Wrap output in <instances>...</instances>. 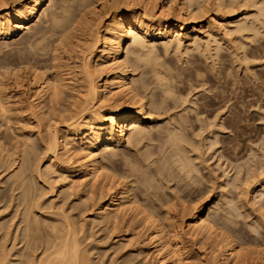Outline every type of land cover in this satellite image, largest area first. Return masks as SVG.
Returning <instances> with one entry per match:
<instances>
[{
	"label": "bare ground",
	"instance_id": "obj_1",
	"mask_svg": "<svg viewBox=\"0 0 264 264\" xmlns=\"http://www.w3.org/2000/svg\"><path fill=\"white\" fill-rule=\"evenodd\" d=\"M205 1L207 0H183L182 6L173 8L165 3L158 6L156 0H0V39L7 40L26 30L25 35H23L19 43L23 46L22 48L17 49L15 57L20 61L30 62L35 65H38L45 60H51L52 68L56 70L53 79L46 77L42 82H38V74L33 73L30 80V96L34 102V114L37 116L38 123L44 127V132L46 134L42 138V141L45 144V151L48 154L49 159L48 164L45 166V170H40L38 167L39 165H34L35 161L31 157V154L34 152V143L29 139L23 141L21 159L19 160L18 165L9 172L7 182H5V184H8V189L2 190L0 188V200L9 198V205L14 211V217L6 223L1 221L0 218V231L2 229L4 230V232L0 234V264H95L94 261H92L89 250L81 247L82 245L78 238L80 230L77 228L75 222H71V220L66 217V219L64 218V223L62 220L56 223L47 217L42 218L39 215L37 210H41L42 207L35 200L36 197L34 192L36 191V177L49 184L47 192L54 196L66 193L68 190L75 188V185L77 184L83 186L91 185L92 188H94L96 184L99 183L101 189H103L102 192H105V195L100 196V198L93 202L90 207L92 210H95L94 220L102 223L101 225L104 224L106 226L109 224V228H112L110 227V225H112L113 228H115V230L113 229L114 232H116V227L121 225L120 223L122 220H119L120 217H123L121 215L129 214L128 216H131L132 214L130 213H132L133 210H136L138 208L137 206H139L136 203L137 199H135L138 198L136 195L137 192L135 194L133 193L134 188L132 185H134L135 182L132 181V185L130 183L132 175L134 179L137 177L134 181L138 180L136 182L138 185L142 183L139 186L135 185L136 190L138 189L137 187H140V189L143 190V187L141 186L146 185L148 187H146L145 191L149 188L152 192V188L150 189V177L152 178L154 177L152 175H159L162 174V172L164 173L165 169L168 170L170 168V166L168 168L166 162H171L173 166L176 167L178 174H176V171L173 174L172 171H174V169L172 168L168 177L172 173V178L178 176L175 181H177V179L178 182L179 179L188 180L187 188L194 184V173L199 172L198 167L201 163H199V165L197 164L200 156L196 159L198 162L195 161L198 167L193 161L195 158L190 157V155L196 154L195 152H199L198 149H196L197 151L195 150V152H190L194 147H192V149L190 146L188 147L189 142H191L190 139L192 140L193 137L187 139V135L190 133L187 132V128L190 123H188V118H185V115L189 113L185 112L190 108L188 107L187 109L186 107H183L182 111L186 110L184 113L182 112L185 114L184 117L177 119L176 125L173 124L172 128H170L172 124H168L170 127H165L167 132L164 130L166 134L161 135L162 131L160 133L158 132L159 129L162 130V128H164V125L160 124L161 128H158V126V129L154 127L155 129H152V132H156L157 130V133H159L160 136H153L152 134L155 132H151L150 125H147L146 121L151 115V108H149V106L151 107L153 104H159L158 96L160 93L154 92V90L156 91L155 87H152L153 91L148 89L150 84L153 85L154 83L153 80L152 82L151 79L148 78V75H151V77L157 81L158 88H161L162 93L166 94V97L169 96L168 94L171 91V97L175 94L180 96L179 98L174 96V99L175 97L177 98L175 100L176 103L171 104V106H174L173 108H175V104L177 106V101L179 99L180 102V98L183 94L182 92L177 93L179 86H177V92L173 90L175 89L176 83H179V80L181 79V83L179 84L185 85V82L187 81L194 82V77L201 79V77L199 78L201 69L196 63L197 56L194 55V52L207 55L213 49L211 48V43H213L214 50L217 51L215 56L217 57L218 55L216 59L214 55L208 54L211 56L210 63L213 64L212 61L215 63V61L220 58L219 54L221 53H219L218 50H222V48H220L222 45L221 41L226 37L235 34V38L240 39L241 47H245V45H247L246 42L243 41L245 33H249L250 35V33L253 32L254 37L264 34V32L261 31V28H264V0H214V6L218 10L229 9L227 12H224L223 16L231 14L237 19L234 22V27H231L230 22L227 19L214 18L215 20L212 21L210 19L211 21L207 23L206 26L202 25L199 28L193 26L191 29L190 25L192 23L194 24L197 18L207 12L208 6L205 4ZM248 3L251 4V7L255 6L256 11L243 12L235 9L237 6L246 5ZM156 40L163 41L166 53L170 50L174 51L175 54H178V52L182 53L183 51L181 52V47L186 44L182 55L185 54L192 57L191 59L186 57L187 60L189 59L188 62H186V67L181 68L176 66L177 64L172 66L174 63L171 61L173 60H169V62H158L160 58L159 55H162H158L157 53L159 52L155 51L156 47L154 42ZM203 46H205L204 50L201 49ZM190 53L191 56L189 55ZM253 53L252 56L255 55V53L254 55ZM206 55H204V57H206ZM212 56L215 57V60L212 59ZM182 59H180V61H182ZM225 60L227 59L225 58ZM206 61L209 62L208 58ZM218 62L215 65H217ZM10 63V59L5 58L3 62H0V68ZM182 65H185V63ZM222 65L224 64L222 63ZM222 68H220V70ZM210 69L212 68L210 67ZM220 70H218L219 72H217V74H220ZM136 71L139 72L136 74ZM212 71L214 70L212 69ZM224 72L227 73L228 71L225 70ZM0 73L2 75L4 74L3 72ZM204 73L205 71L202 75ZM208 73L210 72L205 74ZM212 73L214 74L216 72ZM226 73H224V76L230 74ZM138 74L141 76H138ZM218 78H221V74ZM177 79L178 82L175 81V85H173L174 83L172 81ZM202 80L203 79H201V82ZM221 80L223 81V79ZM196 82L199 83L200 81L197 80ZM202 83L201 85L204 86V83ZM69 84L72 88L71 90L73 93L71 94V97L74 98V101L70 102L69 105L55 107L54 104L58 105V103H61L60 100L63 89ZM192 87H189L190 91H192ZM173 91L175 92L174 95H172L174 93ZM48 97L51 102L54 103L51 105V109L53 110L51 112L45 111L43 109L44 107H42V104ZM163 98H160V100H162L161 103L165 102V98ZM168 98L171 99L170 97ZM166 100L168 101V99ZM212 101L214 102V98ZM212 101H208L207 105L211 106ZM203 102L205 101L203 100ZM22 103H25L24 97ZM190 103H192V100ZM4 104L0 100L2 111L5 114L7 109ZM162 106L163 104L161 105V109H159L160 106L158 105L156 111H158V109L162 110ZM167 106L168 105H166V107ZM22 107L24 109L27 108L25 104H23ZM167 108H169V106ZM167 108L164 107V110L168 113L170 108L168 111ZM163 113L164 111L162 114ZM192 113L193 112H191V114ZM180 115H178V117H180ZM175 117H177V114ZM175 117L174 115V119L169 117V119H173L170 121H175ZM69 120L71 121L68 122ZM235 121L236 120L234 119L233 122L235 123ZM54 124L60 126L58 127ZM214 124L216 125L217 123ZM214 124L212 123L211 125L214 127ZM222 125L220 126L223 127ZM221 127H219L220 131L222 130ZM217 128L214 127L213 129L217 130ZM224 128L225 127H223V129ZM59 132L60 134H58ZM223 132L225 131L223 130ZM150 139L159 141L156 142L157 145L158 143L159 145L155 147V144V148H151L152 146L150 147V143L152 142L153 145V141L150 143L147 142ZM214 139L213 141L217 140L215 137ZM144 141L149 144L144 143ZM193 143L195 142L193 141ZM212 145L213 144H211V146ZM125 146L130 147V149L135 148L136 152L128 151V149H125ZM166 148H169L170 150L168 149L169 151H166ZM107 149H110V151H107ZM257 151L256 153H258ZM160 152L163 153H161L162 157L159 159ZM262 152L264 153V150ZM263 153L260 154L262 157L258 156L261 158L259 163L256 161V158L254 161L256 164H253V162V166L251 165L253 168L250 166L248 167L247 175L241 177L243 176L242 173V175L240 174L236 176L239 178L233 179L235 181H242V183L239 181L240 185H237L235 182L234 187H236L237 190L241 185L243 186V182H245L244 185L247 182H250L249 179L251 176L253 181V175L251 173H254L255 175V170H261L262 172L260 174H264ZM154 157L158 159L153 160ZM248 157L251 158V154ZM254 157L252 160H254ZM121 158H124L125 160L122 159L123 161H121ZM118 160L124 163L125 166L123 167V170H125L124 168L127 169L128 166L132 164L128 168V173H124V175L127 173L126 175L129 176L128 174L131 172V178L129 180L125 178V176L124 181L121 179L119 182V177L118 180L114 179V177L118 176V171H120V173L123 171L120 170L122 165L121 162L118 163ZM160 160L161 164L158 165ZM247 160L252 162L249 159ZM249 162L246 163L245 167L248 166L247 164H249ZM117 163L120 165L118 171L116 169L119 167V165L117 166ZM154 163L155 165L157 163V166L155 167L156 173L154 172V169L150 168L152 167L150 165ZM203 164L204 162L201 166H203ZM244 164H241V166H244ZM225 170L226 169L224 168L223 172H225ZM227 172L228 170L226 171V175H224L226 177L229 176ZM209 173L211 176V172H208V174ZM198 174L200 175L202 173ZM149 175L151 176L149 177ZM119 176H123V174H119ZM200 176H198V179L196 180L198 182H195L196 185L200 184L201 181L199 182V180L203 179L202 176L201 179H199ZM226 177L222 176V178ZM147 179L149 181H147ZM211 180L214 179H210L212 184L216 181ZM116 181L119 185L116 184ZM151 181L153 182L155 180L152 178ZM178 182H175V184ZM181 182L182 181L180 180L179 184H181ZM250 183H247V185H251ZM152 184L156 186V183ZM248 187L246 188L248 189ZM172 188L173 189H169L173 192L177 187ZM183 188L186 187L183 186ZM206 189L205 192L207 195L210 191H208V188ZM228 189H231L232 191L231 187ZM170 190L167 191V200L163 198L161 199L163 200V203L157 198V201L160 203L156 202L157 204H154L153 202L154 205H150L149 207L146 204L142 205L141 203L142 207L147 206V208L145 207L146 210H143L144 212L147 211L145 212L146 216H143L144 218L141 217L144 219V222L146 217L147 224H149L152 229L150 234L147 233V230L146 232L144 231L145 234L147 233V235L145 236L144 234V236L150 240L153 238L152 242L149 243H153L156 248L154 249L156 250L155 255H157V258H155L156 260L158 259L156 264H178L176 258L177 255L174 251L182 244H179L178 240L171 237L173 235L174 238L181 239V236L183 235L184 229L175 223V218V222L171 219V213L175 212L178 206H180L179 208L181 209V212L191 213L192 215L190 222L186 224L188 233L191 237H199L201 240L203 238H217V241L215 239L216 243L213 241L216 247L220 244L221 247H223L222 251H219V253L221 252L219 258L216 259L217 254L213 252L214 257L213 255L212 257L217 260V264L220 261L223 264H230L229 262L231 261H234V263H236V261L238 263L243 261L245 263L247 261L248 263L253 264L250 260L251 258L244 257L243 259L240 256L242 254H239L236 250V245H233L234 243L228 232L227 235L226 231L223 232L221 229L223 226L221 222L223 220L219 222V219L212 218L209 214H207V216H202L201 214L204 213V208H206L205 203H198L197 200L194 202L193 198V200L189 201L190 195L194 197L192 194L194 193V188L191 189L190 187L189 191L184 194L181 193L183 191L181 188L180 192L179 188L175 189L180 194L175 191L172 193ZM153 191H155V189H153ZM169 191L171 194H168ZM245 191L244 193H246ZM256 192H258V190ZM202 193L204 192L202 191ZM217 193H219V191ZM160 194L159 197H161ZM221 194L223 195L222 192ZM241 194L243 193L241 192ZM134 195H136L135 198L133 197ZM154 195H156V193H154ZM154 195L153 197H156ZM202 195L204 194H201V196ZM257 195L258 194L256 193V198L254 197V200L256 199L255 201L258 200ZM185 196H189V199L187 198L188 201L185 199ZM201 196L200 200L202 198ZM88 199L90 200L93 198L88 196ZM261 201L262 200H260V202ZM144 202H149L151 204L149 199L148 201L147 199L146 201L144 200ZM230 202L231 204L228 205V209L232 208L234 205H232V201ZM262 205L263 204H261V206ZM77 207L78 206H74V208ZM140 207L141 206H139V211H141ZM143 211L142 213H144ZM210 211L209 213H211ZM226 211L227 209H225V212L222 214L223 216ZM238 211L239 210L236 209L235 213H239ZM230 212H232V210ZM137 213L138 212L135 214ZM228 213L226 214L227 216ZM237 215L241 216L239 214ZM213 216L215 215L213 214ZM229 216L230 218H236V216L231 217V214ZM260 216H262V214ZM135 218L136 220L138 219L137 215ZM142 218L138 220H142ZM261 218L264 219V216ZM131 219L132 218H130V220ZM126 220L127 219H125V221ZM226 220L227 219H225V221ZM119 221L121 222L118 223ZM229 223L231 222H228V224ZM128 224L126 226V232L127 227L132 228V225H130L131 223L129 224L130 226H128ZM258 224L256 226H258ZM150 227L148 228V231H150ZM262 227L261 229H263ZM224 228L228 229V227ZM117 229V231H119V227ZM218 229L222 231H219ZM252 232L254 233L255 231ZM13 234L14 243L12 249H16L15 253L11 252L12 249L8 250L6 246V242L13 238ZM2 240L5 241L2 242ZM203 241L204 239L202 242ZM207 241H204V243ZM209 241L210 243L212 242L211 240ZM20 242H23L24 244L21 247L16 248L17 244ZM143 242V245H145L146 242ZM181 242L183 241L181 240ZM213 242L210 245L214 246ZM221 247L218 249H221ZM39 248H41V251L38 253ZM140 248L139 250H141ZM142 251L143 250L140 252ZM240 257L242 259H240ZM247 262L246 264H248Z\"/></svg>",
	"mask_w": 264,
	"mask_h": 264
},
{
	"label": "rangeland",
	"instance_id": "obj_2",
	"mask_svg": "<svg viewBox=\"0 0 264 264\" xmlns=\"http://www.w3.org/2000/svg\"><path fill=\"white\" fill-rule=\"evenodd\" d=\"M77 1H80V0H77ZM182 1L183 0H156L158 6L162 3H165L167 5L172 6L173 8H178V7L182 6ZM213 1L214 0L205 1V4L208 6L207 7L208 10L204 15L197 18L194 24L192 23L190 25L191 29L193 26H196L197 28L201 27L202 25L206 26L207 23H209L211 20L213 21L215 19H227V20H229L231 27H234V22L237 19L231 14L223 16L224 12H227L229 9L226 8L224 10H222V9L218 10L217 8H215ZM236 3H238V2H236ZM211 5H212V7H211ZM8 7H9V5H8ZM235 9L243 11V12H245V11H247V12L256 11V7L255 6L251 7V4H249V3L246 5L237 6ZM232 10H234V9H232ZM211 17H213V18H211ZM261 31L264 32V28H261ZM25 32H26V30L19 33L17 36H14V37L9 38L7 40L0 39V62H3L5 60V58H9L11 61L10 64L0 68V72L4 73L3 75L0 73V100L3 102V104L5 103L4 106L7 109L6 113L4 114L2 111L1 105H0V144H1L0 145V188L2 190L8 189V184H5V182H7L8 176H9L8 174L13 168H15L18 165V162L21 159L22 151H23V149H22L23 148V145H22L23 141L29 139L30 141H32L34 143V152L31 154V157L35 161L34 165H39L38 167L40 168V170H42V171L45 170V166L48 164V159H49V156L45 151V144L42 141V138L45 136L46 133L44 132V127L38 123L37 116L34 114V111H35L34 106H33L34 102L32 100V97L30 96V94H31L30 80H31L33 73L38 74V78H37L38 82H42L44 79H46V77L53 79L55 76L56 70L54 68H52L51 60H45V61H42L40 64L35 65L33 63H30V62L20 61L19 59H17V57H15L17 49L22 48V46H23L22 44H19V43H20L23 35H25ZM247 34L246 33L244 34L246 37V38L244 37V39H246V40L243 39V41H245L247 44V45H245V47H241L240 39H236L235 34H232V36L230 35V36L226 37L225 39H223L221 41L222 47L220 46V48H222V50L221 51L218 50L219 53H221V54L218 53L220 58H218L219 60L215 61V63H214V61H212L213 64L210 63V60H211L210 55L212 54L215 56V53L217 52L216 50H214L215 48H214L213 43H211V46H212L211 48H213V49L208 53L210 55L207 54L208 57L206 54H204V55H206V57H204V55L199 53V52H194L195 54L191 52L192 54L197 56L196 63L199 65V67L201 69V74H200L199 78L201 77V79H203L202 82L204 81L203 82L204 86L201 85V83H202L201 79H198L195 77H194V82L182 81V82L186 83L185 85L179 84V83H181V81H180L181 79H180L179 83H176L175 89H173V90L176 91L177 86H179L178 92L177 91L176 92L177 93L182 92L183 94L180 93V94H182V96L180 98V102H179V99L177 101L179 104L177 103V106L175 104V108H173L174 106H171V104L176 103V101H175L177 99L176 97L179 98L180 96H177L178 94H175V92L173 91L174 93L172 95L175 94L174 96H176L174 99V96L171 97V95H170L172 92L171 91L168 94L169 95L168 97L171 98V99H169L168 97L165 96L166 94L162 93L161 88L160 87L158 88L157 81L155 79H153V77H151V75H148V78H150L151 81L152 80L154 81L153 85L157 86L156 87V86H153L150 84L151 87L149 86L148 89L152 90L153 89L152 87H155L156 91L154 90V92L160 93V95L158 96V99H159L158 103L159 104H153V105H151V107L149 106V108H151L152 117L150 115V118L147 120L148 122L146 121V123H147V125H150L149 127H150L151 132H152V129H155L154 127H156V129H158V128H161L160 127L161 125H164V128H162V130H160V129L158 130L159 133L162 131L161 135L162 134L164 135L167 132L166 131L167 129H165L166 126L168 127L169 125L172 124L171 127L169 126L170 128H172L173 124L176 125L177 119L184 117L185 114H183V113L186 110L182 111L183 107H186L187 109L189 107L191 109V112H193L192 114L190 112V109L185 112V113H187V112L189 113V114L185 115V118H188V123H190V124L187 123L188 124L187 132H190L187 135L188 136L187 139L188 138L190 139L192 137L194 138V139L192 138V140L190 139L191 142H189V144H191V145L188 144V147L190 146L191 149H192V147H194L192 149V151H190V152H193V151L195 152L196 149L199 150V152L196 150L197 151V152H195L196 154H193L194 156L190 155V157L195 158V160H193L195 163L197 157L200 156L198 158L199 162L196 161V162H198L197 163L198 165H199V163H201L200 166L198 167V165L196 163L195 164L198 167V170H199L198 173H202L200 175L203 177V179H201V176L197 172L194 173L195 174L194 175L195 176V182L196 183L198 182L196 180L198 179V176H200L199 179H201V180H199V182L201 181V183L196 185V183L194 182L195 185L193 184L194 185V186L192 185L193 187L190 186L191 189L194 188V193H192L194 195V197L191 195H190V197L185 196V199L187 200V198L189 197L190 198L189 201L194 199V202L196 200L198 203L204 202L206 208H204V213H202L201 215L207 216V214H209L212 216V218L219 219V222H221L223 220L221 222L222 225L223 226L226 225L224 227H228V229H225L223 226L221 229L223 230V232L226 231V235L228 232L231 240L234 243L233 245H236V247L235 246L234 247L236 248V250L238 251L239 254H242L240 256L243 259H244V257L245 258L246 257L251 258L250 260L253 262V264H264V233H263L264 232V230H263L264 229V225H263L264 219L261 218L264 216V185H263L264 184L263 183L264 182V174H260L262 172L261 170L260 171L255 170V175L256 174L257 175L255 176L254 173H251L253 175V181L251 179L252 178V176H251L249 179L251 183L247 182V183H250L251 185L248 184L249 185V187H248V185L246 183L245 185H247V186H245L244 185L245 182H243L244 187L241 185L240 186L241 188L239 187L238 190L236 187H234V184L236 182L237 185H240V183H242V181L233 180V179L239 178L236 176L240 175V174L242 175V173H243V176H241V177H244V175H247L248 174V167L249 166L251 167V165L253 166V164H256V162H254L255 159L259 158L258 160L256 159V161L258 163L261 161L260 157H262V156L260 154L263 153L262 151L264 150V34H260L256 37L253 36V32H251L250 35H249V33H247ZM154 43H155V47H156L155 51L159 52V53H157L158 55L159 54L162 55V56L159 55L160 58H159L158 62L159 61L160 62L161 61H168L169 62V60H173L174 62L171 61L172 63H174V65L171 64L172 66H175L177 64L176 66L184 68L187 65L186 62H188V60H189V59L187 60V58H190V59L192 58V57H189L185 54L182 55V53L184 52V47L186 46V44L184 46H182L183 48L181 47V52L183 51L182 53L178 52V54L177 53L175 54L174 51H172V50H170L168 53L165 52L162 40H156ZM204 48H205V46H203L201 49L204 50ZM253 49H254V51H253ZM255 49H258V50H255ZM252 51L255 53V55ZM191 53L189 54L190 56H191ZM252 53L254 56H252ZM214 56H212L213 60H215V57H216V56L215 57ZM163 57L166 60H164ZM217 57H218V55H217ZM217 57H216V59H217ZM207 58H208L209 62L206 61ZM225 58L227 60H225ZM180 59H182V61H184V62L180 61ZM180 62L182 64L185 63V65H182ZM217 62H218V64L215 65ZM222 63L224 65H222ZM214 65H215V67H214ZM221 65L223 66V68ZM209 66L214 71H212V69H210ZM220 68H222V69L220 70ZM224 68H226V69H224ZM218 70H220V74H221L220 79L218 78V77H220V74L219 73L217 74V72H219ZM222 70H223V72H222ZM225 70L228 71L227 73H230V74H227L226 72H224ZM204 71H205V73H207V72H210V73H208V74L204 73L202 75V73ZM138 72L139 71H136V74ZM212 72H216V73L213 74ZM224 73H226L227 76L228 75L229 76L228 77L226 75L224 76ZM138 76H141V75L138 74ZM226 77H227V79H226ZM221 79H223V81ZM197 80H199L200 82L199 83L196 82ZM175 81L178 82V79L173 80L172 82L174 83ZM68 83H72V82H68ZM190 83H192V84H190ZM209 84H210V86H209ZM173 85H175V83ZM189 87H192V89H191L192 91L189 90L190 89ZM71 89L72 88H71L70 84L66 88L63 89V93L61 94V100H60L61 103H58V105L51 102L49 97L46 98L44 103L42 104V107H44L43 109L45 111L51 112V111H53L51 109L52 104H54L55 107L56 106L61 107L62 105H69L70 102L74 101V98L71 97V94L73 93ZM187 94H188V96H187ZM23 97H24L25 103H22ZM163 97L164 98L166 97L164 101L168 102V103H165V102L161 103L162 100H160V98L162 99ZM172 98H173L174 102H173ZM204 98H206V99H204ZM213 98H214V102L212 101ZM166 99H168V101ZM182 99H183V101H182ZM169 100L170 101L172 100V101L170 102ZM191 100H192V103H190ZM203 100L205 102H203ZM210 100L212 101L211 106L207 105L208 101H210ZM185 101H186V103H185ZM182 102H184V103H182ZM203 103H204V105H203ZM23 104H25V106H27V108L24 109L22 107ZM162 104H163L162 110L164 111V113L166 112V110H164V107L167 108L169 106V108H170L169 111H168L169 108H167L168 113L166 112L165 114L164 113L162 114L163 111L159 110V109H161ZM158 105L160 107H159L158 111H156L157 110L156 107L158 108ZM166 105H168V106L166 107ZM192 105H194V106H192ZM171 107H172V109H171ZM186 108H184V109H186ZM178 111H179V113H178ZM180 113H181V115H180ZM176 114H177V117H175ZM173 115L175 117V121H173V122H175V123L171 122L174 119ZM178 115H180V117H178ZM169 117L170 118L172 117L173 119L171 120V119H169ZM151 118H152V120H151ZM234 119L236 120L235 123L233 122ZM70 121L71 120H69L68 122H70ZM189 121H191V122H189ZM210 123L211 124L217 123L216 125L214 124V127H216V128L218 127L217 130L216 129L214 130L213 125H211ZM54 125H57V124H54ZM220 125H222L225 128L223 129V127H221ZM57 126L59 127L60 125H57ZM219 127L222 128L221 131H220ZM223 130L225 132H223ZM154 132H152V133H154ZM159 133H157V130H156V132L152 135L155 137L160 136ZM58 134H60V132ZM214 137L217 139L216 141H213ZM154 140L150 139L149 141H147L149 143L151 141H153V145H152V142L150 143L151 144L150 147L152 146L151 148H153L155 144H156L155 147L159 145V143H158V145L156 143L159 141H157V140L154 141ZM145 141H144V143L149 144ZM193 141L197 145L195 143H193ZM217 141H218V144H217ZM214 142H215V144H214ZM239 143H241V144H239ZM192 144L195 146H193ZM211 144H213V145L211 146ZM199 146H201L202 148ZM164 147H166V146H164ZM125 149H128V151L129 150L135 151V148L130 149V147H128V146H125ZM168 149L169 148H166V151L170 150V149L169 150ZM251 150H252V152L254 150V152L252 153ZM107 151H110V149H107ZM256 151L258 153H256ZM161 153H163V152H160V156L158 155L159 157L158 156H156V157H158L160 159V157H162ZM247 153H248V155H247ZM254 153H256V154H254ZM197 154H200V155H197ZM250 154H251V158L248 157ZM258 156H260V157H258ZM253 157H254V160H252ZM122 159L125 160L124 158H121V161H123ZM157 159L154 157L153 160H157ZM247 159L251 160L252 162H249ZM263 160H264V157H263ZM121 161L118 160V163H120ZM202 161L204 162L203 166H201L203 163ZM248 162H249V164H247L248 166H246L247 167L246 168L245 165ZM118 163H117V166L119 165ZM157 163H156V165H155V163L150 165V166H152L150 168L154 169V172H155V167L157 166ZM170 163L171 162H166V165L168 166V168L170 166L171 169L170 168L168 170L165 169V172L167 171L166 173L164 172L165 174L162 172V174H159V175H156V174L152 175L154 177L156 176L155 178L152 177L155 181L152 182L151 181L152 178L150 177L151 175H149V177L151 179L150 180V182H151L150 183V186H151L150 189L152 188L153 194H152L151 190H149V188H148L149 191L148 190L145 191L146 187H148L146 185L141 186V187H143V190L140 189V187H137L138 189H140V190L137 189L139 191V195L140 196L145 195V196H141V197L138 195V191L136 190L135 185L139 186L142 183H140L138 185L136 183L138 180L134 181L135 179H137V177L134 179V177L132 175V178H133L132 179L131 178V172H129V174H128L129 176L126 175L128 173L129 166H131L132 164L129 165L127 169L124 168L125 170H123V167L125 166L123 162H121V165H122L121 168L122 169L120 168V165H119V167L116 166L117 171L120 168V170L121 171L123 170L124 172L122 171L123 173L122 172L120 173V171H118L117 172L118 176L116 175L117 177H114V179L118 180L120 178L118 180L120 182L121 179H122V181H124L125 178H127L128 180L131 178V180H130L131 185H132V181L135 182V184L132 185L134 188L133 193L135 194L137 192L136 195L139 198V200H138V198H135L136 195H134L133 197L135 199H137L136 203L139 206H141L140 207L141 211H139V206H137L138 208L136 210H133L134 212L132 211V213H130V214H132L131 216H133V217L128 216L129 214L128 215H121L123 217H120L119 220H122V222L121 221L118 222V223L121 222L120 223L121 227L118 226L120 232L117 231L118 227H116V232H114L115 228H113L112 225H110V227H112V228H109V224L106 226L103 224L104 225L103 226V225H101L102 223H99L98 221L94 220L95 210H92V208L90 206L93 202L97 201L100 198V196L105 195V192H102L103 189H101V185L99 183H97L94 188H92L91 185L83 186L81 184H77V185H75L76 187L74 186L75 188L68 190L66 193H61V194H58L57 196H54V195H51L50 193L47 192L49 189V184L46 183L42 179H38V177L35 176L36 177L35 179L37 182L36 183V191L34 192L35 197H36L35 200L42 207L41 210H37V211L42 218L47 217L56 223L60 222L61 220L64 223V218L66 219V217H67V219H70L71 222H75L77 228L80 230L79 234H78V238H79V241L82 245L81 247L89 250L92 261H94L95 264H156V262L158 260V259L156 260L157 255H155L156 250H154L156 248L154 247L153 243L152 244L149 243V242H152L153 238L150 240V239H147L145 237L147 235V233L148 234L151 233L152 229L149 226V224H147L146 217H145V222H144L143 216H146L145 212H147V211L144 212L143 210L144 209L146 210L147 206L149 207L150 205L157 204L156 202L160 203L159 201H157V199L160 200L162 203H163V200H161L162 198L167 200V198H166L167 197V191L170 189H173L172 187H177L175 189L179 188V192L181 190H183L181 192L182 194L188 192L190 189L189 186L187 188L188 180L179 179V182H178V179H177V181H175V179L178 178V176L177 177L173 176L175 178H172V175L175 173V171L177 172L176 174H178V171H177L176 167L173 166L172 163L171 164ZM160 164H161V160L159 161L158 165H160ZM241 164H244V166L243 165L241 166ZM153 165H155V166H153ZM221 165L226 169L225 172H223L224 168ZM172 168L174 169V171H172L173 174L171 173V175L168 177ZM240 168H241V170H240ZM251 168H253V167H251ZM242 169H243V171H242ZM227 170H228L227 173L229 175V176L228 175L227 176L228 177L232 176V177H230L232 180L230 178L224 176V175H226ZM257 171H259V172H257ZM125 172H127V173L124 175ZM208 172H211L212 177L210 176V173L208 174ZM119 174H121V175L123 174V176H119ZM147 174H150V173H147ZM220 175H221V177H220ZM124 176H125V178H124ZM222 176L226 177V178H222ZM210 177L212 179L216 180L217 184H220V185H217L216 181H214V180H211V181H214L212 184V182H210V179H211ZM144 178H145V176H144ZM156 178H157V180H156ZM44 179H45V177H44ZM46 179H48V178H46ZM169 179H171L172 182ZM260 179H261V181H260ZM180 180L182 181L181 182L182 185L179 184ZM147 181H149V180L147 179ZM174 181L178 182V183L175 184ZM239 181H240V183H239ZM229 182H230V184H229ZM152 183H154V184L156 183L155 184L156 186H154ZM116 184H118L117 181H116ZM159 184H160V186H159ZM223 184H225V185H223ZM170 185H173V186H170ZM157 186H159V187H157ZM178 186H181V187H178ZM183 186L186 187L187 189L183 188ZM227 186H229V187H227ZM230 187L232 188V191H231V189H228ZM246 187H248V189ZM180 188H181V190H180ZM206 188H208V191H210V192L207 191L208 192L207 195L205 192L207 190ZM153 189H155V191H153ZM175 189H174V191L178 192ZM256 189L258 190V192H256L257 191ZM141 190L145 193H143ZM253 190H255V191H253ZM170 191L172 192V190H170ZM170 191L168 194H171ZM174 191L172 193H174ZM202 191L204 193H202ZM218 191H219V193H217ZM244 191L246 193H244ZM221 192L223 193L224 196L221 194ZM241 192L243 194H241ZM154 193H156V195H154ZM256 193L258 194L257 195L258 196L257 201H255L256 199L254 200ZM159 194L161 197H159ZM201 194H204V195L201 196ZM153 195L156 197H153ZM176 195H177V193H176ZM88 196H91L93 199L89 200ZM200 196L202 197L201 200H200ZM144 198H146L147 201L149 199L151 201V204L149 202L148 203L144 202V200L146 201V199H144ZM198 198H199V200H198ZM228 200H229V202H228ZM260 200H262V201L260 202ZM230 201H232V205L234 204L236 207L234 205L233 206L231 205L232 208L228 209L229 208L228 205L231 204ZM236 201L238 202V204ZM153 202H154V204H153ZM227 202H228V204H227ZM141 203H142V205L146 204L147 206L144 205L146 208L142 207ZM9 204H10L9 198H5L4 200H0V218H1V221L5 222V223L10 221L11 218L14 217V211ZM261 204H263V205L261 206ZM238 205H240V206H238ZM74 206H78V207L74 208ZM237 206H238V208H237ZM179 207L180 206L177 207V210L179 209L180 211L176 210L175 212L171 213V217H172L171 219L174 221V218H175L176 222L175 221L174 222L178 226L180 225L182 229L187 230L186 224H188V222H190L192 215H191V213L181 212V209ZM235 208L237 210H239L238 211L239 213H237V212L235 213V211H236ZM225 209H227V211L223 216L222 214L225 212ZM210 210H212L213 212ZM231 210H232V212H230ZM240 210H241V213H240ZM142 211L144 213H142ZM209 211L211 213H209ZM136 212H138V213L135 214ZM227 213H228V216L231 214L232 215L231 217L236 216L237 214H239V215H241L242 213L243 214L241 216L237 215L238 218L236 216V218L234 217L235 218L234 219V218H230V216L228 218V216L226 215ZM234 213H235V215H234ZM172 214L174 215V217ZM213 214L215 216H213ZM261 214H262V216H260ZM136 215H137L138 219H141L143 217L142 220H138V219L136 220V218H135ZM216 215H219V216H216ZM138 216H140V217H138ZM129 217L132 219L130 220ZM159 217H161V216H159ZM125 219H127V220L125 221ZM128 219L130 221H132L134 219L133 220L134 222L133 221L130 222ZM225 219H227L226 220L227 223H226ZM228 219H230V220H228ZM233 219L235 222L233 221ZM262 219H263V221H262ZM260 221H262V222H260ZM228 222H231V223L228 224ZM128 223L129 224L131 223L130 225H132V228L127 227V232H126V226ZM129 224H128V226H130ZM257 224H258V226H256ZM149 227H150V229H149L150 231H148ZM261 227L263 229H261ZM146 230H147V233L145 234L144 231L146 232ZM184 230H183V235L181 236L182 237L181 239L174 238L173 235L171 236L173 239L178 240L179 244H182V245H179L176 248L177 250L174 251L175 254L177 255V256L175 255L177 260H178L177 263L178 264H213V263L217 264L216 259L219 258L220 254H221V252L219 253V251H222V249H223V247H221V244L219 246L217 245V247H216L215 239L217 241V238H215V237H213V238L211 237L212 239L211 238H209V239L203 238L204 241H207V240L208 241L211 240L212 242L214 241L215 242V243L213 242L214 246H212V245H210V244H212V242L210 243V241L209 242L207 241L206 243H204V241L202 242L203 239L201 240V238L194 236L195 238H198V239H195V238H193V236L191 237V235L188 233V230L187 231L186 230L184 231ZM222 230H219V231H222ZM252 231H255L256 234H255V232L253 233ZM3 232H4V230L2 229L0 231V234H2ZM144 234H145V236H144ZM181 240L183 242H181ZM4 241L5 240H2V242H4ZM143 241H145L147 244L145 243V245H143L144 244ZM13 243H14V234H13V238H11L8 242H6V246H7L8 250H11L13 248ZM23 244H24L23 242H20L19 244H17L16 248L21 247ZM217 244H218V242H217ZM140 245H141V248H140ZM212 247L214 248V250ZM220 247H221V249H218ZM139 248L141 250H143L144 252L143 251L140 252L141 250H139ZM40 251H41V248H39L38 253ZM176 251L178 254L176 253ZM11 252L15 253L16 249H12ZM213 252L218 255V256L216 255V259L213 258L214 257ZM141 253H142V255H141ZM179 253H180V255H179ZM212 255H213V257H212ZM13 257H15V256H13ZM241 257H240V259H242ZM181 260H182V262H181ZM212 260H213V263H212ZM246 262L244 263V261H243V262L238 263L236 261V263H234V261H231L229 263L230 264L231 263L232 264H243V263L246 264ZM218 264H223V263L220 261V262H218ZM248 264H250V263H248Z\"/></svg>",
	"mask_w": 264,
	"mask_h": 264
}]
</instances>
